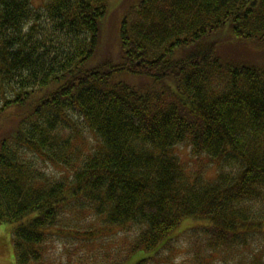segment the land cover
<instances>
[{
    "label": "trees",
    "instance_id": "obj_1",
    "mask_svg": "<svg viewBox=\"0 0 264 264\" xmlns=\"http://www.w3.org/2000/svg\"><path fill=\"white\" fill-rule=\"evenodd\" d=\"M40 2L0 0V223L15 224L16 263L142 250L155 254L135 264H152L192 218L189 264H264V66L210 40L264 44V0H141L121 62L92 68L109 0Z\"/></svg>",
    "mask_w": 264,
    "mask_h": 264
},
{
    "label": "rangeland",
    "instance_id": "obj_2",
    "mask_svg": "<svg viewBox=\"0 0 264 264\" xmlns=\"http://www.w3.org/2000/svg\"><path fill=\"white\" fill-rule=\"evenodd\" d=\"M42 0H36V3H41ZM141 0H109L108 8L105 16L101 19V34L99 43L93 56L88 59L86 63L87 68L98 66L107 61L113 64L121 62V46H120V28L124 16L138 4ZM210 40L219 41L221 56L231 62L244 63L249 65L264 66V44L254 45L250 41H241L232 37L227 30H222L210 38ZM184 55V51L178 50L175 58ZM116 81H125L133 86H140L149 84L153 79L146 78L145 76L135 75L129 72H116L113 75ZM151 79V80H150ZM152 84V83H151ZM10 122L9 120H0V140L6 135L5 125ZM182 159L194 166L193 162L188 157L189 150L186 147L178 148ZM211 174L213 173L210 172ZM203 220L199 219H186L170 236H175L179 231L188 229L190 227L203 224ZM14 223H0V264H17L15 250L13 245V230ZM184 231L175 236L176 238L170 242L169 250H163L160 259L152 264H189L190 258V241L185 238ZM153 252H145L140 250L129 260L122 264H135L137 260L154 255Z\"/></svg>",
    "mask_w": 264,
    "mask_h": 264
}]
</instances>
